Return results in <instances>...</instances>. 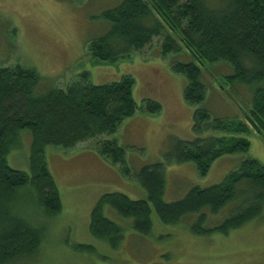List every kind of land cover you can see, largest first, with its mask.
<instances>
[{"label": "trees", "instance_id": "trees-1", "mask_svg": "<svg viewBox=\"0 0 264 264\" xmlns=\"http://www.w3.org/2000/svg\"><path fill=\"white\" fill-rule=\"evenodd\" d=\"M102 18L111 27L88 43L94 59L115 63L135 52L145 53L155 42L167 56L182 52L183 41L201 63H228L234 72L229 77L232 83L257 86L246 120L213 118L206 108L196 107L197 137L174 139L165 154L167 163L194 162L203 177L220 157L248 153L251 142L247 135L253 130L264 134V0H123L116 8L104 11ZM173 70L188 78L186 102L202 105L207 96L202 67L194 61L177 62ZM41 78L37 70L21 64L0 66V264L30 262L43 248L45 237L43 227L36 225L37 215L27 212L24 217L16 211L22 189L28 188L35 195L46 218L63 211L62 194L46 156L51 146L70 150L86 143L84 147L96 151L125 176L134 174L148 192V199L140 200L122 192L106 193L93 208L92 237L115 250L123 242L124 229L107 216L108 209L110 214L131 221L135 231L144 236L154 227L152 206L165 225H181L195 217L189 231L202 237L228 235L264 215V163L259 159H245L221 183L195 186L174 202L164 199L166 163L132 171L127 149L113 135L135 114L163 110L153 98H144L139 105L132 75L94 84L89 71H84L65 88L38 94ZM25 130L32 134L30 173L9 165V156L19 147ZM215 131L222 134H211ZM229 206L231 214L210 227L211 216ZM77 248L95 250L86 244Z\"/></svg>", "mask_w": 264, "mask_h": 264}, {"label": "rangeland", "instance_id": "rangeland-1", "mask_svg": "<svg viewBox=\"0 0 264 264\" xmlns=\"http://www.w3.org/2000/svg\"><path fill=\"white\" fill-rule=\"evenodd\" d=\"M122 1L0 0V66L21 64L37 70L42 77L38 94L65 88L84 71H89L94 84L132 75L139 105L144 98H153L162 104L163 110L159 114H135L113 136L127 149L133 172L146 165L166 163V202L183 199L195 186L206 188L221 183L247 158L264 163V134L255 130L247 135L251 142L248 153L220 157L206 176L199 175L194 162L167 163L165 154L174 139L197 137L196 107L206 108L213 118L246 120L253 108L257 86L232 83L229 77L234 72L228 63H201L192 57L183 41H180L182 52L167 56L163 55L161 44L155 42L145 53L135 52L115 63L94 59L88 52V43L106 34L111 24L102 14ZM191 61L202 67V80L207 85L206 100L200 106L186 102L188 78L173 70V64ZM140 115L145 116L144 129L136 132L132 122ZM85 144L70 150L51 146L46 151L63 198V211L59 215L46 218L35 195L28 188L22 189L15 202L16 211L24 213V217L27 212L36 214V225L43 227L45 239L38 257L18 264H264V215L228 235L212 233L202 237L189 231L195 217L185 219L181 225H165L152 206L154 227L150 235L144 236L135 231L131 221L110 214L108 209L107 216L124 229L123 242L115 250L95 240L90 233L91 213L104 194L122 192L140 200L148 199V192L134 174L125 176L101 157L86 162L73 158L81 151L93 150L84 147ZM31 145L32 134L21 132V143L11 152L9 165L30 173ZM231 208L212 215L208 225L213 227L223 221L231 214ZM79 244L93 246L95 250H81L77 248Z\"/></svg>", "mask_w": 264, "mask_h": 264}, {"label": "crops", "instance_id": "crops-1", "mask_svg": "<svg viewBox=\"0 0 264 264\" xmlns=\"http://www.w3.org/2000/svg\"><path fill=\"white\" fill-rule=\"evenodd\" d=\"M145 120V116L143 115H140V116H136V120H134V122H132V126L134 128V130L136 132H141L143 131V125H142V122ZM133 123H135L136 125H134ZM94 150H90V151H86V152H80V153H77L74 155L73 158L77 159L79 158L78 160L81 161V162H86V160H94V159H99L100 156L94 152H92ZM96 152V151H95ZM65 158H67L65 156ZM105 161V160H104ZM106 162V161H105ZM107 163V162H106ZM109 164V163H108ZM110 165V164H109Z\"/></svg>", "mask_w": 264, "mask_h": 264}]
</instances>
